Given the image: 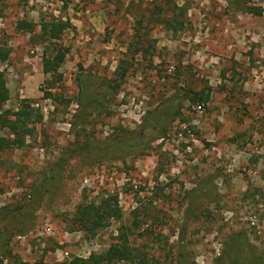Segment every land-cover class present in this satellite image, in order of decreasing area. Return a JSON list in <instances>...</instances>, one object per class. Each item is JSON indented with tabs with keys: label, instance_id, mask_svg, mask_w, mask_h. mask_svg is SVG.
I'll use <instances>...</instances> for the list:
<instances>
[{
	"label": "rangeland",
	"instance_id": "1",
	"mask_svg": "<svg viewBox=\"0 0 264 264\" xmlns=\"http://www.w3.org/2000/svg\"><path fill=\"white\" fill-rule=\"evenodd\" d=\"M51 17L71 24L58 40L40 35ZM0 50V118L23 99L42 115L25 147L0 152V264L87 258L122 232L148 264H264V0H0ZM193 92L209 94L201 112ZM109 194L121 219L80 230L76 209Z\"/></svg>",
	"mask_w": 264,
	"mask_h": 264
},
{
	"label": "trees",
	"instance_id": "2",
	"mask_svg": "<svg viewBox=\"0 0 264 264\" xmlns=\"http://www.w3.org/2000/svg\"><path fill=\"white\" fill-rule=\"evenodd\" d=\"M164 3H167L169 0H160ZM231 2L232 0H227ZM245 11L260 15L259 8L255 6H246L243 8ZM71 27V24L68 20L57 19L54 17L42 19L40 22V35L46 40H58L62 33ZM18 29H25L27 31H33V25L24 20L20 21L17 24ZM8 52L0 50V59L5 60ZM64 59V53L58 51L54 57V60H49L44 58V72L49 73L52 68L50 64L53 63L55 66H58ZM127 68L125 66H119L117 74H119L118 79H109V80H96L90 78L88 81L91 83L97 82L96 91L94 92L92 100L89 104L92 103L97 110H100L102 105L101 97H96L99 93L102 95H108L107 90H117L121 85V80L125 76ZM193 97L190 98L192 103L205 104L208 102L209 94L204 92H193ZM46 98L51 97L50 93L46 94ZM9 98V89L6 84V78L4 72L0 71V101L6 100ZM171 103V101H170ZM157 109L156 111H159ZM84 116H81V122H84ZM42 115L38 109L34 108L32 103L28 99H23L20 102V106L16 111L6 110L2 118H0V128L6 131V134L0 135V152H4L11 149H20L26 146V137L30 136L33 133V125L41 121ZM165 122V119L162 120V123ZM159 131V130H157ZM126 144V143H125ZM121 147V145H105L104 148L98 147L97 144H87L85 145L86 152L90 154H96L98 152L109 151L112 153L118 154L123 148H127V144ZM142 145V144H141ZM136 147L134 142L129 146ZM145 145L141 147L145 149ZM139 149V148H138ZM140 149V150H141ZM73 151L70 150L67 154L63 155L61 158V163H64L68 157L72 155ZM54 178V177H53ZM9 212L15 211L14 208H10ZM6 211V212H5ZM2 214V218L6 219L9 217L8 209ZM76 224L79 229L85 233L95 235L103 228L107 227L111 220H119L122 217V210L118 203L117 194H109L107 196L100 197L97 201H91L88 204L81 205L76 209ZM127 234L122 232L119 235V243L111 245L106 251L100 254H91L87 258L72 256L70 259L64 260L62 262H53L52 264H114L120 261H130L136 264H148L145 262V258L139 256L138 253L134 252V248L128 245ZM7 236L2 233L0 234V255L8 253V248L6 247Z\"/></svg>",
	"mask_w": 264,
	"mask_h": 264
},
{
	"label": "built area",
	"instance_id": "3",
	"mask_svg": "<svg viewBox=\"0 0 264 264\" xmlns=\"http://www.w3.org/2000/svg\"><path fill=\"white\" fill-rule=\"evenodd\" d=\"M202 109H203L202 104H197V106H196V110H197L198 112H201Z\"/></svg>",
	"mask_w": 264,
	"mask_h": 264
}]
</instances>
